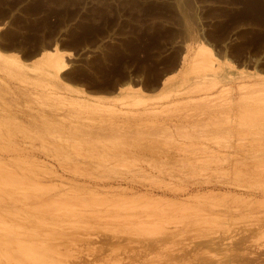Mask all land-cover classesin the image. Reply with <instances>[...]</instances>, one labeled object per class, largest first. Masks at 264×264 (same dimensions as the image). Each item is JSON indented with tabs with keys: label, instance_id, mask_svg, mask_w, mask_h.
I'll use <instances>...</instances> for the list:
<instances>
[{
	"label": "rangeland",
	"instance_id": "rangeland-1",
	"mask_svg": "<svg viewBox=\"0 0 264 264\" xmlns=\"http://www.w3.org/2000/svg\"><path fill=\"white\" fill-rule=\"evenodd\" d=\"M133 259L264 264V0H0V264Z\"/></svg>",
	"mask_w": 264,
	"mask_h": 264
},
{
	"label": "bare ground",
	"instance_id": "bare-ground-1",
	"mask_svg": "<svg viewBox=\"0 0 264 264\" xmlns=\"http://www.w3.org/2000/svg\"><path fill=\"white\" fill-rule=\"evenodd\" d=\"M211 49V48H210ZM59 52V51H58ZM57 52V50L56 49H50V50H48V51H44V52H42L41 53V55H40V59H43V60H45L47 63H48V65H50L51 67H53L59 74L66 68V65L64 64L65 62H64V57H63V53H61V52H63V51H61L60 50V54H56L55 56H52L51 54H54V53H58ZM152 246V245H151ZM101 249V248H100ZM152 249V248H151ZM151 253H152V251H151ZM148 254V253H147ZM159 255V254H158ZM153 257H154V254H153ZM165 257V256H164ZM20 258V257H19ZM153 259V258H151V256L149 257L148 256V258L147 259ZM158 258V257H157ZM160 258V257H159ZM158 258V259H159ZM142 259V258H141ZM149 259V260H150ZM155 259H156V255H155ZM154 259V260H155ZM23 260V259H22ZM25 260H27V259H25L24 258V260H23V262H25ZM145 260V259H144ZM153 260V262L154 263H152V261H150V262H147V263H149V264H155V261ZM134 261V259L133 260H129L128 261V263H125V262H122V263H120V264H129V263H134V262H136V259H135V261ZM162 261V260H161ZM115 263V262H114ZM140 262L138 261V264H139ZM143 264H144V262H142ZM22 264V263H21ZM89 264V263H88ZM118 264V263H117ZM137 264V263H136ZM141 264V263H140Z\"/></svg>",
	"mask_w": 264,
	"mask_h": 264
}]
</instances>
